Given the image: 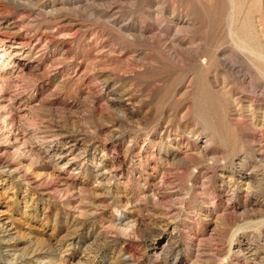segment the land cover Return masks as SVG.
<instances>
[{
  "label": "rangeland",
  "instance_id": "obj_1",
  "mask_svg": "<svg viewBox=\"0 0 264 264\" xmlns=\"http://www.w3.org/2000/svg\"><path fill=\"white\" fill-rule=\"evenodd\" d=\"M251 1L0 0L23 49L0 66V264H264V63L237 46L264 55ZM230 53L243 86L213 58Z\"/></svg>",
  "mask_w": 264,
  "mask_h": 264
},
{
  "label": "bare ground",
  "instance_id": "obj_2",
  "mask_svg": "<svg viewBox=\"0 0 264 264\" xmlns=\"http://www.w3.org/2000/svg\"><path fill=\"white\" fill-rule=\"evenodd\" d=\"M241 1V0H240ZM250 1V0H249ZM161 2V1H160ZM217 2V1H216ZM230 2V1H229ZM251 2H254L253 0L251 1ZM250 2V3H251ZM237 3H238V0H237ZM249 3V4H250ZM255 3V2H254ZM67 4H69V5H72V4H75V2H68ZM219 4V3H218ZM251 5H254V4H251ZM236 6H237V4H236ZM234 7V6H233ZM252 7V6H251ZM250 7V8H251ZM111 8V7H110ZM252 9V8H251ZM111 10H113V7L111 8ZM238 10V9H237ZM236 12V11H235ZM250 12V11H249ZM159 13V12H158ZM107 14V13H106ZM175 15V14H174ZM236 15V14H235ZM252 15V14H251ZM249 16V18L250 17H252V16ZM104 18V17H103ZM249 18H245V19H249ZM105 19H106V21L109 23V24H111L113 27H115L120 33H121V35L122 36H124V37H136V38H142L143 37V35L145 34V33H149L150 31L148 30V31H146L145 29H143L142 28V26H139V27H137V26H135L134 24H132V23H123V21H119L117 18H115L114 17V15H108L107 14V16L105 17ZM105 19H103V20H105ZM147 19V18H146ZM121 20V19H120ZM155 20V19H154ZM251 20H252V18H251ZM244 21V20H243ZM242 21V22H243ZM247 21V20H246ZM246 21H244V22H246ZM250 20H248L247 21V23L249 22ZM105 22V21H104ZM181 22V21H180ZM235 22V21H234ZM241 22V23H242ZM251 24H252V21L250 22ZM249 23V24H250ZM142 24V23H141ZM246 23H244V24H242V25H245ZM248 24V26L250 27V25ZM254 24V23H253ZM9 24H7V23H5V22H2L1 21V19H0V27H7ZM143 25V24H142ZM181 25V24H180ZM239 25H241V24H239ZM238 25V26H239ZM247 25V24H246ZM256 25V24H255ZM248 26H240V28L239 29H241V28H243V30H244V33L245 32H247V30H246V28L248 27ZM9 27V26H8ZM177 28H179L178 26H176ZM248 27V28H249ZM253 28L255 27V26H252ZM231 28V27H230ZM237 29H235V30H238L237 32H238V34H240L239 33V31H243V30H239L238 29V27H236ZM4 29V28H3ZM176 29V28H175ZM249 29H252V28H249ZM176 30H178V29H176ZM233 30H234V27H233ZM234 30V31H235ZM174 31V30H173ZM249 31V30H248ZM254 31H255V28H254ZM254 31H252V35H254L253 34V32ZM165 32V31H164ZM231 32V31H230ZM237 32H234L233 33V36H235L234 34L236 33L237 34ZM257 32H260V29H259V31H257ZM256 32V33H257ZM251 33V32H250ZM245 34H247L248 35V33H245ZM244 34V35H245ZM147 35V34H146ZM240 35H242V34H240ZM240 35H238V38L239 37H241ZM244 35H242V38H239L240 39V42L241 43H243L245 40L244 39H248V38H245V36ZM251 35V36H252ZM237 36V35H236ZM236 36H235V38H236ZM261 36V35H260ZM256 37V36H255ZM249 38H250V35H249ZM252 38V37H251ZM250 38V39H251ZM239 39L237 40V41H239ZM256 39V38H255ZM254 39V37H253V40H255ZM258 39H259V37L256 39V42L258 41ZM252 39H251V41H252V43L254 42ZM243 41V42H242ZM262 41V40H261ZM171 42V41H170ZM255 42V44H257ZM246 43V42H245ZM262 43V42H261ZM21 43H18V44H16V43H13V42H10V41H5L4 39H1L0 38V49H1V51H0V66L1 65H7V64H9V59L8 60H5V57H7V56H9V58L10 57H13V56H15L17 53L18 54H20L21 52H22V48H20V46H18V45H20ZM247 44L248 45H250V47H248V48H246V46L244 45V44H239V45H237L238 46V48H239V46H240V49L241 50H244V51H246L247 49H248V52L251 54V55H253V56H255L253 59H256V60H259V62H261V63H264V55H261L260 53V51H257L255 48H254V46H251L252 44L251 43H248V41H247ZM258 44H260V43H258ZM17 46H18V48H17ZM259 48V47H258ZM239 49V51H241ZM261 49V48H260ZM243 52V51H242ZM260 52V53H259ZM23 53V52H22ZM27 53H29V51H27ZM246 52H244V54H245ZM219 54V53H218ZM221 54V53H220ZM224 55V54H223ZM234 55V54H233ZM231 53H230V55L227 57V58H224V59H222V57L221 56H219V57H217L218 55H216V54H214L213 55V58H215L220 64H221V66H223L227 71H229V72H231V73H233V74H237L238 73V75L236 76V77H234L235 78V80H236V82H238V84H241L242 86H243V84H245V80H244V77L243 76H241L240 77V70H238L237 68H236V66L234 65V61H235V59L233 58V57H235V55L233 56ZM247 56H248V54H246ZM175 56H176V54H175ZM174 57V56H173ZM249 57V56H248ZM247 57V58H248ZM237 58V57H236ZM212 58H210V57H208L207 59L205 58V59H203L202 61H201V65L202 66H204V65H207V66H210V64H213V62H212V60H211ZM5 62V63H4ZM237 62V61H236ZM215 64V63H214ZM255 65V64H254ZM213 66V65H212ZM264 67V66H263ZM1 68V67H0ZM209 69V68H208ZM258 69H259V67H258ZM263 69V68H262ZM2 70V69H1ZM257 70V69H256ZM264 71V70H263ZM226 73V72H225ZM0 77H1V73H0ZM216 84V83H215ZM224 85V84H223ZM240 85V86H241ZM219 90V89H218ZM217 90V91H218ZM225 91V90H224ZM221 92V91H220ZM234 101V100H233ZM253 105V103H251L249 106H252ZM256 105V104H255ZM238 106V105H237ZM253 108H254V106H252V110H253ZM209 124V123H208ZM195 148V147H194ZM203 148V147H202ZM201 148V149H202ZM53 149V148H52ZM201 149H200V151H201ZM64 149H61V148H58V149H56V151H54V152H52V151H50L49 153H52L56 158H54L55 160V165L57 164V165H59V166H64V165H68V164H70V159H68V158H71V156L70 157H68V155L70 154H67L66 152H65V150L63 151ZM195 150H197V151H199V147H196L195 148ZM204 150H205V148H204ZM199 151V152H200ZM67 152H68V150H67ZM203 152V151H202ZM73 153V152H72ZM198 153V152H197ZM202 154V153H201ZM49 155V154H48ZM47 155V156H48ZM53 156V157H54ZM58 167V166H57ZM73 167V166H72ZM264 168V167H263ZM249 169H246V167H245V165H242V164H240L239 166H238V170H237V175H238V177L240 178V179H249V178H252L253 176L254 177H256L257 175H259V174H257L258 172H256L255 170L254 171H248ZM253 177V178H254ZM258 178V177H257ZM260 178V177H259ZM231 244H233V241H232V243ZM248 246V245H247ZM256 250L257 249H253L252 251H249V252H251L250 253V255H249V258H252L251 256H253V258H254V255H256L257 253H256ZM247 252V251H246ZM237 253H241L240 251L239 252H237ZM243 254V253H242ZM246 254V253H245ZM239 255H241V254H239ZM260 260H261V258H260ZM248 261V260H247ZM246 261V262H247ZM262 262V261H261ZM250 264V263H249Z\"/></svg>",
  "mask_w": 264,
  "mask_h": 264
}]
</instances>
